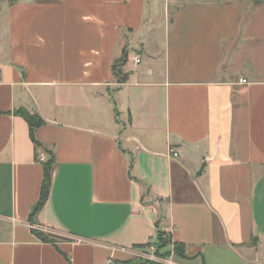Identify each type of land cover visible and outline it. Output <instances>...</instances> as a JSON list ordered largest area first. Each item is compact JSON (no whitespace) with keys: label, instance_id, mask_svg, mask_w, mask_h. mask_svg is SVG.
I'll use <instances>...</instances> for the list:
<instances>
[{"label":"crops","instance_id":"crops-1","mask_svg":"<svg viewBox=\"0 0 264 264\" xmlns=\"http://www.w3.org/2000/svg\"><path fill=\"white\" fill-rule=\"evenodd\" d=\"M158 229L162 264H264V0H0V264H140Z\"/></svg>","mask_w":264,"mask_h":264},{"label":"trees","instance_id":"trees-1","mask_svg":"<svg viewBox=\"0 0 264 264\" xmlns=\"http://www.w3.org/2000/svg\"><path fill=\"white\" fill-rule=\"evenodd\" d=\"M12 1V0H11ZM127 63V53L124 51L122 52L121 57L115 61L112 65V72L114 77L117 79L119 83H122L126 79V75L122 71V67ZM17 114L22 117L29 127L30 132V139L33 142L35 147H41V145L37 142L35 138V131L40 128L44 123L43 121L36 115L30 114L27 111L20 109L18 110ZM44 152L47 155V160L43 163V179L40 189V195L37 203L31 210L30 213V222H32L33 218L37 216V214L43 208L45 202L48 199L50 185H51V178L53 169L55 166V158L51 151L44 149ZM35 236L42 242L45 243H54L56 238L49 234H44L42 232L33 231ZM150 243L153 244L155 247V255L156 257L164 260L170 257L172 254L178 258H184V245L180 243H173L168 237V234L164 231L157 230L153 242H148L145 245H137L134 246V249H144L150 246ZM171 246L172 250L168 249ZM136 262H140V264H162L156 261H148V260H140L135 259Z\"/></svg>","mask_w":264,"mask_h":264},{"label":"built area","instance_id":"built-area-1","mask_svg":"<svg viewBox=\"0 0 264 264\" xmlns=\"http://www.w3.org/2000/svg\"><path fill=\"white\" fill-rule=\"evenodd\" d=\"M132 62H133L134 65H137V64L140 63V59L138 58L137 55H134V56L132 57ZM240 83H242V84H246V82H245L244 80H241ZM170 154H171L172 157H174V158L177 157V154L174 153L172 150H170ZM45 161H46L45 156H44V155H40V157H39V159H38V162H39V163H44ZM31 228H32V229H35V227H33V226H31ZM136 258L139 259V258H142V257H140V255L137 253V254H136ZM144 259H146V260H148V261H156V262H160V260L156 259L153 255H151V256H146V257H144ZM106 264H108V263H106Z\"/></svg>","mask_w":264,"mask_h":264},{"label":"rangeland","instance_id":"rangeland-1","mask_svg":"<svg viewBox=\"0 0 264 264\" xmlns=\"http://www.w3.org/2000/svg\"><path fill=\"white\" fill-rule=\"evenodd\" d=\"M9 1H11V0H9ZM121 121H123V119ZM46 160H47V157H46ZM151 242H153V240ZM168 249L171 250L172 247L169 246ZM136 250H137L138 254L140 255V257H142V258H139L140 260H146V259H144V257L151 256V255H153L156 259L161 260L160 258L156 257V255H155V247L153 246L152 243H150V246L147 247V248L136 249Z\"/></svg>","mask_w":264,"mask_h":264}]
</instances>
